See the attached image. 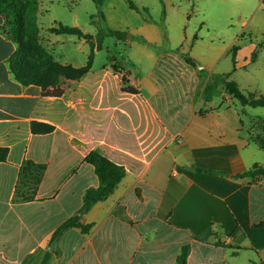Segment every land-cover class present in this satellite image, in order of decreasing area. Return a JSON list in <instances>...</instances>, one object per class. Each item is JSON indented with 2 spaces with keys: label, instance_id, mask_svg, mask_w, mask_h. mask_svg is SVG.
<instances>
[{
  "label": "crops",
  "instance_id": "obj_1",
  "mask_svg": "<svg viewBox=\"0 0 264 264\" xmlns=\"http://www.w3.org/2000/svg\"><path fill=\"white\" fill-rule=\"evenodd\" d=\"M44 1L38 0L37 13L41 45L63 65L84 66L89 42L54 32L61 21L44 23ZM258 2L256 10L264 0ZM4 24L0 16V147L9 148L0 162V264H40L46 251L47 264H176L185 245L187 264L264 261V226L256 227L264 222V175L234 176L264 166V117L224 89L211 101L201 95L212 74L233 70V47L231 78L244 92L264 93L263 27L249 22L221 46L210 40L202 53L194 34L188 50L206 70L199 73L181 53L151 47L163 42L162 33L142 15L127 40L133 66L118 60L97 66L95 50L87 73L64 79L61 96H45L40 86L15 79L8 60L17 44ZM63 24L96 32L81 23L78 10ZM201 26L210 30L204 21ZM186 38L177 43L182 53ZM34 120L55 129L33 134ZM92 149L123 165L126 175L107 200L80 216L92 225L89 233L69 228L49 250L55 229L81 209L85 190L99 184L94 166L84 161ZM27 160L45 166L34 192L35 171H21Z\"/></svg>",
  "mask_w": 264,
  "mask_h": 264
},
{
  "label": "trees",
  "instance_id": "obj_2",
  "mask_svg": "<svg viewBox=\"0 0 264 264\" xmlns=\"http://www.w3.org/2000/svg\"><path fill=\"white\" fill-rule=\"evenodd\" d=\"M163 4L164 1L160 0ZM96 4L97 12L91 16V22L99 26L97 34L92 35L84 32L76 26L65 25L60 23L57 28H53L56 33L75 34L84 37L90 44V54L87 63L82 67H74L72 65H63L55 60V58L41 45L39 36V26L37 21L38 0H0V16L5 20L4 30L7 35L17 44L15 53L9 58L8 62L10 69L15 77L24 86L37 85L42 89V94L45 96H61L64 93L62 86L63 80H76L87 73L93 64L95 50L102 48L105 37L108 35H116L124 37L125 32L112 30L107 26L106 16L103 12L104 0H93ZM129 6L135 10L138 8L128 0ZM165 15V13H164ZM143 42L146 40L141 37ZM154 46V45H152ZM236 47H233V70L236 64ZM187 63L193 66L197 62L179 51ZM111 61L115 59L111 58ZM254 60V56L252 58ZM112 68L122 73L123 69L117 62L112 63ZM232 71L228 73H214L210 76L202 90V98L205 101H211L214 97L221 94L224 89L229 95L238 99L243 106L264 107V93L257 94L252 92H244L239 83L231 78ZM199 73H206L205 69ZM122 81H126L125 74L122 75ZM123 91L137 94L139 91L133 87H122ZM55 126L46 122L32 121L31 131L33 134H47L53 132ZM260 145L264 148V139L260 140ZM9 154V148L6 146L0 147V162L6 161ZM84 161L92 164L95 173L98 176L99 184L96 187H89L83 195V206L81 209L62 222L53 232L52 239L60 237L64 231L69 228L77 227L85 234L89 233L92 225L81 222L80 213L89 211L97 202L107 200L115 191L118 184L126 175V168L103 155L98 149L90 150ZM35 171L33 187L30 189L34 192L36 186L40 183L45 170V166L35 164L32 160H27L21 171L24 175ZM197 172L229 174L223 171H214L194 167ZM264 175V166L255 164L250 169L243 173L235 174V177H257ZM30 197H25L23 200H29ZM264 222L256 224V227H263ZM223 244V243H220ZM189 253V245L182 247L176 264H187ZM51 256V252L46 251L40 264H47ZM253 264H264V261H255Z\"/></svg>",
  "mask_w": 264,
  "mask_h": 264
},
{
  "label": "rangeland",
  "instance_id": "obj_3",
  "mask_svg": "<svg viewBox=\"0 0 264 264\" xmlns=\"http://www.w3.org/2000/svg\"><path fill=\"white\" fill-rule=\"evenodd\" d=\"M163 1L164 4L160 0H132L138 8L135 10L129 6L128 0H104L103 12L109 14L111 21L109 24L106 18L107 26L112 30L125 32L126 35L105 37L102 48L96 58L94 56V63L100 66L114 58L123 65L128 63L129 67L133 66L135 61L128 58L130 47L127 40L130 29L139 23L142 15L149 21L157 23L162 33L163 42L160 45L153 44L154 46H151L153 49L159 52L177 53L182 49L177 43L187 37L183 45L187 49L184 53L186 55H189L188 49L195 42L194 34L199 40L195 50L202 53L204 46L210 44V40L214 41L215 48L221 46L222 42H228L235 35L240 34L249 22L251 25L264 28V5L261 4L260 10H256L258 0ZM141 3H145V8H142ZM42 9L44 23L61 21L62 24L69 23L72 14L78 10L81 23L92 31L96 30L95 34H97L99 26L91 22V16L97 12L93 0H46L42 4ZM202 21L209 25L210 30L201 26ZM255 35L252 34V37L254 38ZM89 50L91 51V48ZM250 110L252 115L264 117V107L250 108ZM261 154L264 156V151H261ZM23 184L25 180L22 181L21 185Z\"/></svg>",
  "mask_w": 264,
  "mask_h": 264
},
{
  "label": "water",
  "instance_id": "obj_4",
  "mask_svg": "<svg viewBox=\"0 0 264 264\" xmlns=\"http://www.w3.org/2000/svg\"><path fill=\"white\" fill-rule=\"evenodd\" d=\"M197 67H198L200 70L203 69V66H201V65H198V64H197ZM83 213H84V211L80 213V216H82ZM56 240H57V238H55V239L51 242V244H50V246H49V250H53V248H54V246H55V243H56Z\"/></svg>",
  "mask_w": 264,
  "mask_h": 264
},
{
  "label": "built area",
  "instance_id": "obj_5",
  "mask_svg": "<svg viewBox=\"0 0 264 264\" xmlns=\"http://www.w3.org/2000/svg\"><path fill=\"white\" fill-rule=\"evenodd\" d=\"M263 5H264V3H263Z\"/></svg>",
  "mask_w": 264,
  "mask_h": 264
}]
</instances>
